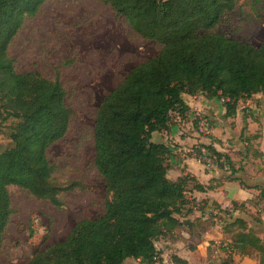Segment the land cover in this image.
<instances>
[{
	"label": "trees",
	"instance_id": "1",
	"mask_svg": "<svg viewBox=\"0 0 264 264\" xmlns=\"http://www.w3.org/2000/svg\"><path fill=\"white\" fill-rule=\"evenodd\" d=\"M47 1L0 0V118L13 122L10 147L0 151V248L12 214L8 186L56 208L62 206L61 195L80 187L72 181L58 183L46 156L67 134L72 117L61 83L33 72L17 73L8 56L25 18L35 16ZM101 1L141 39L155 42L159 52L135 66L97 109L93 164L107 196L102 215L77 222L62 242L34 253L25 264H123L127 259L155 264V242L173 238L187 224L179 218L194 210L204 213L207 206L213 212L226 210L214 202L195 203L190 194L212 191L223 182L247 188L228 154L212 146L195 148L194 158L201 162L205 151L222 173L219 179L203 186L182 172L172 181L167 177L168 147L151 142L153 133L171 125L174 114L187 112L182 94L220 100L227 118L235 117L241 100L264 96V42L253 47L212 31L238 0ZM255 139L245 136L246 151H252ZM256 198L264 202V189L259 188ZM243 204L231 202L232 212ZM220 227L231 235L226 246L232 252L221 264H234L233 258L247 256L248 249L256 252L257 264H264L261 240L243 219ZM171 260L185 264L176 257Z\"/></svg>",
	"mask_w": 264,
	"mask_h": 264
},
{
	"label": "rangeland",
	"instance_id": "2",
	"mask_svg": "<svg viewBox=\"0 0 264 264\" xmlns=\"http://www.w3.org/2000/svg\"><path fill=\"white\" fill-rule=\"evenodd\" d=\"M212 31L258 47L264 42V0H238ZM158 52L155 42L141 39L101 0H49L35 16L25 18L8 47V56L17 73L33 72L61 83L72 117L67 134L47 149L46 156L58 183L72 181L80 187L61 195L62 206L56 208L21 188L8 186L12 214L3 233L0 264H25L34 253L62 242L77 222L102 215L107 196L93 164L97 109L135 66ZM12 125L0 118V151L10 147ZM203 133L200 135L208 136ZM197 161L205 167L206 160ZM212 168V164L205 167ZM235 168L240 169L236 177L247 186L242 165ZM262 183L264 189V179ZM246 204L233 212L231 206L217 212L207 206L206 222L228 227L234 219H243L264 247V202L256 198ZM230 236L212 244L204 264H221L231 257L226 246ZM247 254L248 264L257 262L255 251L248 249Z\"/></svg>",
	"mask_w": 264,
	"mask_h": 264
},
{
	"label": "crops",
	"instance_id": "3",
	"mask_svg": "<svg viewBox=\"0 0 264 264\" xmlns=\"http://www.w3.org/2000/svg\"><path fill=\"white\" fill-rule=\"evenodd\" d=\"M181 99L188 109L187 112L181 116L174 114L172 123L166 130L151 135V142L164 144L169 149L168 179L174 181L182 172L190 174L203 186L219 179L222 175L220 171L215 167L206 170L191 154L195 148L212 146L216 151L228 154L235 167L242 165L249 184L247 188H243L238 182H223L212 191L194 192L189 198L194 199L195 203L207 201V205L214 202L222 209L228 208L231 202L241 204L255 199L264 179V96L255 95L241 100L233 118L225 116V108L218 99H207L201 94H182ZM244 107L246 109L243 111ZM203 132L208 136L200 135ZM245 136H256L250 142L252 151H246L247 144L243 142ZM252 152H257L258 155L253 156ZM179 221H186L187 224L177 228L173 238H161L155 242L163 264H173L172 257L185 264H204L212 244L227 240L219 225L206 222L205 213L194 210L191 215L179 218ZM233 260L234 264H248L251 261L246 256H236ZM252 262L257 264L253 260ZM123 264L140 262L127 259Z\"/></svg>",
	"mask_w": 264,
	"mask_h": 264
},
{
	"label": "built area",
	"instance_id": "4",
	"mask_svg": "<svg viewBox=\"0 0 264 264\" xmlns=\"http://www.w3.org/2000/svg\"><path fill=\"white\" fill-rule=\"evenodd\" d=\"M197 117H198V119H199L200 121H202V119H201L200 116H197ZM191 154H192L193 157L197 156L196 152H194V151H191ZM201 155H202L203 161L206 160L205 167H206V168H209V167L211 166V161L207 158L205 151L201 150ZM155 264H159V263L156 262Z\"/></svg>",
	"mask_w": 264,
	"mask_h": 264
},
{
	"label": "water",
	"instance_id": "5",
	"mask_svg": "<svg viewBox=\"0 0 264 264\" xmlns=\"http://www.w3.org/2000/svg\"><path fill=\"white\" fill-rule=\"evenodd\" d=\"M165 212H166V213H168V211H167V210H166Z\"/></svg>",
	"mask_w": 264,
	"mask_h": 264
}]
</instances>
